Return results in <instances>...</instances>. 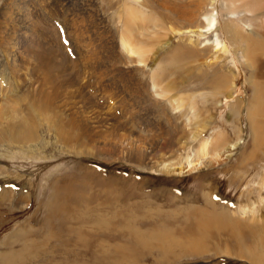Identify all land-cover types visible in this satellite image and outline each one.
<instances>
[{"label":"rangeland","instance_id":"1","mask_svg":"<svg viewBox=\"0 0 264 264\" xmlns=\"http://www.w3.org/2000/svg\"><path fill=\"white\" fill-rule=\"evenodd\" d=\"M202 1L195 20L180 22L162 0H143L137 11L154 13L165 30L158 27L161 46L149 49L142 68L121 48L118 11L129 0H0V25L14 21L5 35L23 61L18 75L0 41L1 113L30 88L33 97L48 91L52 105L22 103L32 141L3 137L8 121L0 119V264H264V227L236 212L264 218V78H251L226 39L208 55V14L222 21ZM41 33L47 38L38 43ZM28 46L54 56L51 76ZM154 69L182 98L174 110L151 92ZM258 80L263 94L254 89ZM72 117L74 130L93 135L94 148L56 140ZM196 121L200 139L235 141L230 155L189 173L166 172L159 162L193 154L197 139L187 135ZM210 212H226L229 223L254 233L244 238L223 219L205 223Z\"/></svg>","mask_w":264,"mask_h":264},{"label":"bare ground","instance_id":"2","mask_svg":"<svg viewBox=\"0 0 264 264\" xmlns=\"http://www.w3.org/2000/svg\"><path fill=\"white\" fill-rule=\"evenodd\" d=\"M129 1L130 3L128 4L127 3L122 4L118 11L120 14L119 19L123 18L121 48L123 52L126 53L125 57L129 60V62L135 63V65H138L140 67L142 66L143 68L144 66H147L146 56H147V52L149 51V49L155 46V44H158V45L160 44L161 46L162 37L159 35L158 27L163 28L165 30V26L164 24L160 23L159 18L154 13L150 12L149 14V13H142V12L137 11V8L145 7L144 5L145 2L143 3V0H129ZM162 1L163 3L161 4L164 7L165 11H170L172 15L175 18H177L180 22H182L183 19L191 22L195 15L194 9L200 5L205 4L204 1L202 0L200 1L198 0H162ZM192 5H194V8H191ZM208 6L212 10L211 12H216V14L219 13V16L222 21L221 24H218V21H220L218 17L208 14V26L206 30L208 31V55L210 54V51L212 49H224L225 48L224 40L226 39L228 42L232 43V45H234L236 49L241 51L240 53H241V56L244 62L249 66L251 70V73H250L251 78L252 79L264 78V0H221V3L219 5L216 4V0H208ZM14 25H15L14 21H10L8 27H5V28H2L0 25V41L2 44V42H4V39H6L5 42H7L8 47H10V49H5V52L8 54L9 61L11 65L13 66V68L15 69V72L17 73V68L19 67V64H22L19 62H23V61H20V55H18V52L17 51L14 52L13 47L15 43L17 44V42H15L14 40L13 42H11L13 43L12 45L8 42L11 39L7 41V37H6V35L11 36L10 32H12V30L14 29ZM220 26H222V29H219ZM150 30H152V32ZM218 30L219 32L217 34L216 32ZM190 31L192 30L187 29L184 32L188 33ZM214 33H215V37L212 39V34ZM2 35H4L5 38H3L4 36ZM38 37H39V39H37L38 43L43 42V39L46 40L47 38L45 33H41V35H38ZM28 47L29 48L28 49L26 48V49H27V52H29L28 54L30 58L32 57V59L34 58V60L35 59L38 60L39 69L41 71H44L43 75L45 76V78H47L48 76H51L49 75V73H50V70L52 69L51 66L55 64L54 58H53L54 56L49 55V52L46 51L45 49L40 48L39 50L32 51L30 49V46ZM211 55H213V53ZM176 56L177 55H175L174 57ZM174 62L175 61L172 60V63ZM19 70H21V68ZM163 77L161 76L159 70H155V69L149 70L150 89H151V92L158 99L163 100L167 98L168 106H170L171 109L174 110L176 106L180 103V101H182V98H178L174 95H170L171 91L169 92V89L171 90L170 87L171 85L173 86L172 84L173 81H170V80L165 81ZM221 77H223V75H221ZM225 78L226 80L228 79V77H225ZM259 84H260L259 80L257 82L254 81V89L257 90L259 88V93L263 94L260 91ZM43 89L37 92L38 97H36L37 95L36 96L34 95L35 97H33L31 94L32 89L31 88L28 89L23 95V98H24L23 102L15 103V104L10 103V106H9L10 113L7 114L6 116H4L0 110V119L5 118L8 121V124L4 127L5 134H1L3 135V137H6L13 142H19V143H24V142H28L29 140L30 141L33 140L32 138L34 137L33 136L34 132L31 131L30 126L28 127L27 124H24L21 121L22 116L23 117L28 116L29 114L26 111H24L21 105L22 103L24 104L26 100H30L31 102L29 106L37 105L43 109L49 108L50 107L49 105H51L50 97H49L48 91L43 90ZM1 99L3 98H0V102H3ZM51 108L52 107H50V109ZM5 109H7V107L4 108V111ZM261 112H263V110ZM255 113L257 112L255 111ZM235 114H236V111H235ZM28 118L29 117H27L26 119ZM67 121H68L67 123H61V125L59 126L60 129L58 130L59 131L58 133L57 132L54 133L56 135L55 136L56 140L64 144L65 148L66 147L68 148V146H71L72 149H75V150L78 147H84V146H89V147L94 148L93 141H92L93 135L90 134L89 130L86 129L85 131L83 129V126H80L81 132L79 130L77 132L76 130H74L77 124L76 119L72 117L70 120H67ZM200 123L202 122H198V121H196V123L194 122V124L191 126V129L189 130V134L187 135V139H191V141L193 140L195 141V139H197V145L192 150L193 154L184 159L179 158L180 160L178 161H167V162L161 161L159 163L162 169H164L166 172L174 173V174L189 173L194 170H198L202 168V166L209 167L211 165H214L230 155V152L234 148L236 142L234 141L231 144L229 145L227 144V146H225L223 138L221 136H216L214 140L200 139L198 137V134L201 128ZM260 146H261L260 147L261 151L264 152V140L260 142ZM262 178H263V175L260 178V184H263L264 182L262 181L263 180ZM202 211L203 210L197 212L199 216H196V218L200 217L198 219L199 221L203 220L202 216L205 215L202 213ZM236 212L238 213L240 217L245 215L244 217H247L250 221L255 220L257 224L258 222H260V227L261 226L262 228L264 227V218H260L258 215L253 214L251 210H242V211H236ZM235 213L232 212V214L234 215ZM206 216L207 218L208 216L211 218L208 220L204 219L205 223L208 221L213 222V223L219 222L221 219H223L225 220V222H227L226 226L240 229L241 230L240 233L242 237L244 238L247 235H249L251 232H253V228L246 227L245 225L240 226L237 221L234 223H229L227 220L228 218H227L226 212H220V213L210 212ZM241 220H244V219H241ZM257 224H255V226H257ZM198 225L201 226L200 222ZM197 227L191 228V231H193V229L197 230ZM245 233H247L246 236H244ZM261 237L263 238V242H264V233Z\"/></svg>","mask_w":264,"mask_h":264}]
</instances>
